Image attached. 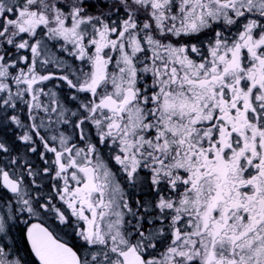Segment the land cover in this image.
<instances>
[{
    "label": "snow or ice",
    "instance_id": "6c2138e0",
    "mask_svg": "<svg viewBox=\"0 0 264 264\" xmlns=\"http://www.w3.org/2000/svg\"><path fill=\"white\" fill-rule=\"evenodd\" d=\"M0 264H264V0H0Z\"/></svg>",
    "mask_w": 264,
    "mask_h": 264
}]
</instances>
